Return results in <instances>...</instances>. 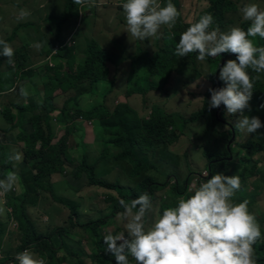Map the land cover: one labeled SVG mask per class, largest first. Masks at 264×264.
Wrapping results in <instances>:
<instances>
[{"label":"rangeland","instance_id":"rangeland-1","mask_svg":"<svg viewBox=\"0 0 264 264\" xmlns=\"http://www.w3.org/2000/svg\"><path fill=\"white\" fill-rule=\"evenodd\" d=\"M71 1L67 9L66 0H0V117L8 125L0 129V174L9 168L6 187L4 179L0 181V264L50 262L48 254H40L35 248L20 252L23 234L12 216L13 203L24 206L38 234L50 239L53 264H91L100 255H121L119 263L106 264H169L167 255L177 264H254L251 248L236 242V237L243 233L263 237L264 93L252 90L245 96L244 91L234 92V99L227 101L222 100L221 90H226L240 60L253 59L254 54L264 56V40L256 47L257 53L241 51L239 55L244 59L231 58L225 64L222 60L225 70L215 72L219 84L215 77L211 79V72L213 64L221 65L222 61L206 52L217 47L234 50L232 39L244 22L264 27V0H229L235 9L224 15L220 28L209 22L212 12L208 0ZM22 28L31 29V34L13 49L12 43L20 37ZM166 31L179 34V48L165 47ZM88 38L114 56L107 63V78L93 88L80 80L65 93L59 88L61 79L77 75ZM48 40L53 42L51 49L33 51L35 42L44 44ZM193 48L199 52L194 53ZM161 49H170L174 59L172 72L163 85L159 76L150 77L142 62V55L152 56ZM47 53L52 54L50 61ZM137 57L130 71V63ZM253 69L264 72V65L254 62ZM253 72L243 70L240 77L246 80ZM131 90L136 93L131 94ZM213 92L220 97L215 113L208 110L182 125V119L202 107L205 95L212 104ZM15 104L33 108L24 114V129L31 130L30 120L37 115L45 127L48 116L56 125L51 145L64 139L66 152L73 157L59 168L53 166L57 170L52 173L41 174V184L49 189L39 191L37 172H28L36 157H28L25 139L20 138L26 135L20 133L17 138V133L8 131L4 110ZM121 104L142 121L150 119L155 107L163 114H172L176 121L170 130L178 134L177 142L137 149L138 157L147 165L137 179L129 176L128 166L120 170L100 160L104 148L94 140L107 139V133L98 121L86 119L85 113L93 107L103 105L112 111ZM50 107L53 111L48 114ZM41 144L36 146L38 151ZM206 153H226V175L223 171L209 174ZM82 157L94 166L96 179L114 187L90 186L85 173L77 175ZM15 170L23 172L24 177ZM189 175L188 192H199L200 186L205 197L192 215L212 235L210 240L197 243L185 230V198L176 194L177 185ZM145 178L160 186L153 192L147 210L111 214L119 197L129 194ZM70 211L72 222L68 221ZM103 217V225L83 226ZM77 222L83 224L78 226Z\"/></svg>","mask_w":264,"mask_h":264},{"label":"trees","instance_id":"trees-1","mask_svg":"<svg viewBox=\"0 0 264 264\" xmlns=\"http://www.w3.org/2000/svg\"><path fill=\"white\" fill-rule=\"evenodd\" d=\"M208 1L212 12L209 22L214 23L220 28L223 26L224 15L230 10H234L235 6L229 0ZM66 3L67 4L65 8L69 9V7L72 5V1L66 0ZM65 17L66 15L64 14L63 18ZM209 22L207 24L210 25ZM22 26L24 25H19L18 27L21 28ZM13 37H15V33L10 37V41H13ZM179 37V34L176 32L170 33L166 31L164 44L165 47L174 48L177 46V48H179ZM263 40L264 30L260 24H249L248 22H244L239 26L234 40L232 39V46L234 44L235 51H233V48L230 51H223L217 47L216 49H211L206 53L210 55L216 54V60H225V64L228 59H233L232 61H236L237 58L240 57V55L235 54L236 52L248 50H252L254 53L259 52L257 51L256 47L261 45ZM218 43H220V39H218L217 44ZM84 45L85 54H83V56H85L82 60V63L78 65L77 75H67L61 79V83L63 84H59V88L63 92H67L69 89L74 88L80 80L86 81L87 84L93 88L96 82L100 80H106L107 78V63L110 62V59L114 58V56L106 49H101L99 44L92 38L86 39L84 41ZM193 49L194 53L199 52L198 49ZM0 51L2 54L3 49ZM138 60L139 57L132 60V63H130V71L134 70V66ZM223 61L221 65L218 63L213 64L214 68L211 72V79H214L215 77L218 84L220 77L219 74L216 75L215 72L218 69L219 72L225 70ZM142 62L144 63L150 77L159 76L160 83L163 85L168 81L174 66L173 52L170 49H161L156 51L152 56L145 54L142 55ZM258 83H255L252 77L244 80L238 76V74H232L231 79L226 83V90H221L222 100H233L234 92L244 91L245 94H247V92L257 90L264 93V86L262 88V84L259 83V85ZM221 87L222 86H220V88ZM1 89L2 86L0 85V91ZM129 92L131 94L136 93L135 90H131ZM212 95V104L208 103V96L205 95V101H203L204 103L202 107L198 111L193 112L188 118L182 119V125L197 120L199 116H202L208 110L209 112L215 113L216 104L218 102L220 103V97L214 92ZM249 98L250 97L248 96L247 100H249ZM261 100H263V98H261ZM58 108L59 107L56 109L54 108V111H57ZM12 109L16 112V115L13 114ZM12 109L6 108L4 110V117L10 124H14L18 118L17 124L20 125L21 132L24 131L26 134L25 137L20 136V138L23 140L25 139L24 141L28 147V157H36V160L31 165V169H29L28 172H37V179L39 183L37 180L36 182L38 183L37 189L39 191L49 189L41 184V181L43 180V176H41V174L45 172V176L48 173H52V171L57 170L52 169L53 166H58L59 168L64 162L70 163L73 160V157L70 155V153L66 152L64 139H61L59 144H54L55 146L51 145L50 142L54 136V132H56V125L52 124L51 119L48 116L46 117L47 121L45 122V127H42L41 125L42 118L40 115H37L35 118H31V130L27 131L24 129V114L33 111V108L15 104L12 106ZM64 110L65 109H62V112H64ZM52 111V107L47 109L48 114ZM85 114L86 119H94L98 121V125L100 124V126H102L104 131L107 133V139L102 141L98 137L94 140V144L100 148L101 146L104 148V151L102 149L100 150V160L105 162L107 165L120 170H127L130 168L129 176L135 179L139 178L140 174L143 173V167H147V165H145V163L138 157L137 149L149 150L154 143H175L178 140V134L176 131L170 130V128L176 124L174 116L172 114H163L156 107L152 109L150 119L148 121H142L139 119L135 112H132L128 109L126 104H121L118 106L116 105L112 111H108L103 105H101L97 108H91ZM215 120H218V117ZM109 135L112 138H110ZM40 142L42 143V149L38 151L36 146ZM114 150L117 152L112 155L111 153ZM33 151H35V153H32ZM80 154L84 155V153ZM205 156L207 158L206 168L209 169V174H212L215 171H223V174H227V165L223 162L226 153H206ZM31 160H33V158H31ZM220 165L224 167L223 170H220ZM125 166H128V168L125 169ZM77 169V175L80 176L82 173H85L87 184L90 186H97L105 189H112L114 187V185H111L104 180L95 178L94 166L89 164L85 157L81 158ZM8 170L9 168L7 170H3L4 174H0V181L5 178L8 179ZM15 173L20 174L22 178L25 175L23 172H19L18 170H15ZM190 175L187 177V179H185V181L177 185L178 188L176 189V194L180 196V198H185V206L183 209V212H185L183 217L185 230L189 231L188 236L190 239L194 243H197L203 240H210L212 235L209 233V229L203 228L199 220L197 218L195 219L192 215V211L197 209L205 202V197L202 195V188L200 186L197 187L199 192L196 190L188 192L186 184L191 179ZM159 187L160 186L153 180L145 178L143 181L139 182L129 194L121 195L119 197L112 209L111 214L127 209L132 210V212L135 213L145 212L153 198V192L159 189ZM10 206L13 208L12 216L14 215L16 217L15 220L18 221L20 226L19 229L23 234V248L20 252L23 253L24 250L31 249V247L35 248L40 254H48V257L50 258V262L48 264H53V249L50 239H46V235L43 236L38 234L34 222L27 215L24 206H18L15 203L11 204ZM69 206L71 205L69 204ZM72 220H74L73 212L70 211V214H68V221L72 222ZM104 223L105 217L99 218L93 223H85L83 226H98L103 225ZM76 224L81 226L83 223L80 224L77 222ZM217 228H222V226L218 225ZM236 242L245 244L251 248L254 264H264V231L262 238L252 233L239 234L236 237ZM121 258V255H116L111 258L100 255L96 256L91 264H106L107 262L119 263ZM186 259L187 257L185 260ZM166 262L169 264H177L175 258L170 255L166 256Z\"/></svg>","mask_w":264,"mask_h":264},{"label":"crops","instance_id":"crops-1","mask_svg":"<svg viewBox=\"0 0 264 264\" xmlns=\"http://www.w3.org/2000/svg\"><path fill=\"white\" fill-rule=\"evenodd\" d=\"M251 24H256V23H251ZM25 26V25H24ZM24 26H22V27H24ZM262 26V25H261ZM263 27V26H262ZM263 29H264V27H263ZM31 29H28V28H22L19 32H18V34H19V36L20 37H22L23 39H24V37L25 36H29V34H31V31H30ZM20 37H18V39L17 40H14L13 41V43H12V48L14 49V48H16L17 46H18V43L20 42V43H25V39L23 40V39H21ZM234 40V39H233ZM49 42V43H48ZM48 42L47 43H44V44H41V43H37V42H35L34 43V46H35V48L33 49V51H35V52H39V51H41V50H49V49H51L52 48V46L50 45V43H53L52 42V40H48ZM99 45H101V44H99ZM105 49V48H104ZM107 50V49H106ZM237 54H240V53H237ZM47 55H50V59H49V61L52 59V54L51 53H47ZM256 57H254L253 59H248V60H245V61H243V60H240V65L238 66V69L235 71V74H238V76H241V72L243 71V70H245L246 72H253L254 71V69H253V63L254 62H258V63H261V64H263L264 65V56L263 55H258V54H254ZM40 56H38V57H35L36 59L37 58H39ZM34 59V58H33ZM238 59H244V58H241V57H238L237 58V60ZM256 71V72H255ZM251 75H252V77L253 78H255L256 80H258V82L260 83V84H262L263 86H264V72H261L260 70H255ZM14 90V89H13ZM12 90V91H13ZM70 91H67V92H65V93H69ZM245 96H246V94H245ZM54 103H55V101H54ZM56 104V103H55ZM59 107V106H58ZM1 121L4 123V126H2L0 129L2 130V129H5L8 125L4 122V120L0 117V123H1ZM17 121H18V118L16 119V121H15V123L14 124H10L9 123V129H8V131H12V132H14V133H17V138H18V135L20 134V133H23V134H25V132L24 131H22L21 132V130H20V125L18 126V127H16V125H17ZM27 131H29L30 129H26ZM33 131H34V129H33ZM32 131V132H33ZM26 135V134H25ZM7 170V169H6ZM5 173H7V172H5ZM9 179V178H8ZM8 179H4V187H6V182H8ZM0 187H3V186H0Z\"/></svg>","mask_w":264,"mask_h":264},{"label":"clouds","instance_id":"clouds-1","mask_svg":"<svg viewBox=\"0 0 264 264\" xmlns=\"http://www.w3.org/2000/svg\"><path fill=\"white\" fill-rule=\"evenodd\" d=\"M258 24V23H257ZM261 25V24H260ZM264 30V29H263ZM237 32V31H236ZM236 35V34H235ZM234 45V44H233ZM229 51V50H228ZM233 51H235V50H233ZM237 53H239V52H236L235 54H237ZM237 55H239V54H237Z\"/></svg>","mask_w":264,"mask_h":264},{"label":"built area","instance_id":"built-area-1","mask_svg":"<svg viewBox=\"0 0 264 264\" xmlns=\"http://www.w3.org/2000/svg\"><path fill=\"white\" fill-rule=\"evenodd\" d=\"M25 252H27V251H25Z\"/></svg>","mask_w":264,"mask_h":264}]
</instances>
